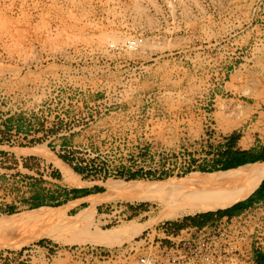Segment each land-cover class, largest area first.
Segmentation results:
<instances>
[{
	"label": "rangeland",
	"instance_id": "1",
	"mask_svg": "<svg viewBox=\"0 0 264 264\" xmlns=\"http://www.w3.org/2000/svg\"><path fill=\"white\" fill-rule=\"evenodd\" d=\"M208 2L209 15L200 8L197 26L187 23L180 32L167 0H0V218L68 207L66 227L53 218L42 228L1 233L0 243L12 244L48 228L58 240L4 248L0 264H66L55 248L97 244L96 223L113 232L131 222L144 224L143 230L163 222L182 228L227 209L166 219L157 201L123 198L144 196L128 191L132 182H180L233 170L200 171L214 168L232 136L233 150L264 149V111L256 104L264 103V27L238 29L254 11L264 24V0ZM132 37L144 38L135 52L123 47ZM256 57L262 60L257 70L244 65ZM224 60L232 66L226 86ZM62 167L82 186H69ZM127 169L167 176L117 177ZM96 186L104 189L96 206L87 200L57 205L75 189ZM33 198L48 203L32 209ZM82 201V208L70 210ZM37 246L49 256L31 253ZM24 250L23 260L8 257Z\"/></svg>",
	"mask_w": 264,
	"mask_h": 264
},
{
	"label": "built area",
	"instance_id": "2",
	"mask_svg": "<svg viewBox=\"0 0 264 264\" xmlns=\"http://www.w3.org/2000/svg\"><path fill=\"white\" fill-rule=\"evenodd\" d=\"M208 1L167 0L168 11L174 12L178 20V31H187V23H194L196 27L199 15L204 12L208 16ZM250 27L254 30L264 27L261 18H255V11L238 29L244 31ZM143 44V37H132L123 47L135 52ZM41 250L37 246L31 253L49 256L50 251ZM55 251L66 259V264H262L259 258L264 256V201L254 202L239 213L215 216L201 225L188 223L177 228L163 222L120 245L66 244ZM27 253V250L18 254L11 252L8 257L13 254L23 260Z\"/></svg>",
	"mask_w": 264,
	"mask_h": 264
},
{
	"label": "bare ground",
	"instance_id": "3",
	"mask_svg": "<svg viewBox=\"0 0 264 264\" xmlns=\"http://www.w3.org/2000/svg\"><path fill=\"white\" fill-rule=\"evenodd\" d=\"M22 152L25 154L37 153L38 149H25L22 150ZM62 171L64 179L69 186H82L81 182L71 176L65 167H62ZM262 180H264V162H256L239 166L229 172L192 174L186 180L180 182H132L129 185H125L128 187V191H142L144 192V196L133 195L123 198L131 202L145 198L151 199L153 202L157 201L163 208L161 211L162 218L177 219L182 215H196L222 208H229L235 203L251 196ZM99 196L100 194L91 195L81 198L79 201L87 200L91 205L96 206V204L100 202ZM103 199L107 200L105 198ZM103 199L101 201H103ZM67 209V206L59 209L40 208L23 214L3 216L0 218V234L3 233L5 235L6 233L16 231L25 226L29 227L30 225H37V228H42L45 221L52 220L53 218H59L61 220V225L66 227V218H64L63 213ZM144 226V224L131 222L120 231L113 232L111 230L100 229L99 224L96 223L91 230V234L93 235L92 241L93 243H97V245L104 244L106 246H115L116 243H120L128 237L140 233L144 229ZM43 237H54L58 240L48 228L36 229L30 231L28 238L23 241L14 242L12 244L0 243V250L4 248L16 250ZM84 241L87 240L78 239L75 242ZM66 243L73 242L66 241Z\"/></svg>",
	"mask_w": 264,
	"mask_h": 264
},
{
	"label": "trees",
	"instance_id": "4",
	"mask_svg": "<svg viewBox=\"0 0 264 264\" xmlns=\"http://www.w3.org/2000/svg\"><path fill=\"white\" fill-rule=\"evenodd\" d=\"M236 142H237V138L235 136L234 137L232 136L230 138L228 149H226L225 152L220 157V159L217 160V164L214 166V168L211 170L206 169V168H201L200 171L202 172H211V171H218V170L227 171V170L238 168L239 166L249 164V163L264 162V150H262L259 153H253L251 151H246V150L236 151V150H233V146H235ZM66 161L68 160L66 159ZM74 170L78 173H82L81 168L76 167L74 168ZM166 176L167 174H162V175L157 176L151 172H142V171L133 172L129 169L120 170L117 174V177L128 179V180H136V179H140L144 177H148L151 179H154V178L163 179V178H166ZM260 184L261 185H259V188L255 191L256 192L255 197L258 200H264V180H262ZM103 191L104 189L98 186L93 187V188H86V189H75L70 192V194L72 195L71 197H69L68 195L65 196V199L62 202L58 203L57 205L60 206V205L65 204L69 200H74L76 198L88 196L91 194L102 193ZM30 203H31L30 204L31 208L35 209L43 205H47L46 203L48 202H46V200H36V198H33V200ZM238 212L239 211H237L234 208L225 209V210L219 211L217 213V216L231 215V214H235ZM11 213H12V209L9 208L8 214H11ZM211 220H212V214L207 213L202 216V219L200 221H198L195 218L191 219V223L193 225H201ZM179 227L180 226H177V228ZM259 260L262 264H264V256H260Z\"/></svg>",
	"mask_w": 264,
	"mask_h": 264
},
{
	"label": "crops",
	"instance_id": "5",
	"mask_svg": "<svg viewBox=\"0 0 264 264\" xmlns=\"http://www.w3.org/2000/svg\"><path fill=\"white\" fill-rule=\"evenodd\" d=\"M262 60L261 59H259V58H255V59H247V61L244 63V65L245 66H249V65H251V64H254L255 66H256V70H257V68H258V66L259 65H261L262 64V62H261ZM252 62V63H251ZM191 64V66H190V68H191V78H192V80H193V76L195 77V75H194V73H193V70H195L194 68H195V60L193 59V56H192V60H191V62H190ZM227 63H229V61H223V64H222V75H223V82H224V86H226L227 85V83H229L230 82V79H231V70H232V66L230 65V64H227ZM259 70V69H258ZM246 71H249V68H247V70ZM260 71H261V69H260ZM225 79H226V81H225ZM264 88V87H263ZM220 95L216 92V93H214V97L215 98H218ZM256 104H258L259 105V107L262 109V111H264V103L261 101V100H259ZM264 150V149H263ZM259 185H261V184H259ZM259 188V186L256 188V190ZM255 190V191H256ZM253 192L252 194H251V196L249 197V198H247L246 200H243V201H241V202H239L238 204H235V206H232V207H229V208H227V209H236L237 211H239V212H241L243 209H245V208H247L248 206H250L251 204H253L254 202H259V201H264V200H258L256 197H255V195H256V192ZM84 197H86V196H84ZM84 197H80V198H76V199H74V200H72V201H76V200H79V199H81V198H84ZM69 202H71V201H68L67 203H69ZM85 203H87L86 201H82V202H79V203H77L76 205H74L70 210H77V209H80V208H82V206L85 204ZM70 210H68V212L70 211ZM67 212V213H68ZM238 212V213H239Z\"/></svg>",
	"mask_w": 264,
	"mask_h": 264
},
{
	"label": "water",
	"instance_id": "6",
	"mask_svg": "<svg viewBox=\"0 0 264 264\" xmlns=\"http://www.w3.org/2000/svg\"><path fill=\"white\" fill-rule=\"evenodd\" d=\"M256 163V162H255ZM246 165V164H245Z\"/></svg>",
	"mask_w": 264,
	"mask_h": 264
}]
</instances>
